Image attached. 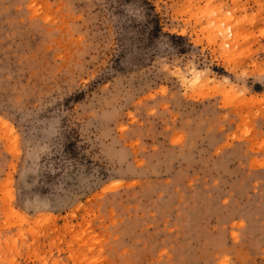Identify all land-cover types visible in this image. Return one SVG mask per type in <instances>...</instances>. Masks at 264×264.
Segmentation results:
<instances>
[{
    "label": "rangeland",
    "instance_id": "374dc122",
    "mask_svg": "<svg viewBox=\"0 0 264 264\" xmlns=\"http://www.w3.org/2000/svg\"><path fill=\"white\" fill-rule=\"evenodd\" d=\"M0 264H264V0H0Z\"/></svg>",
    "mask_w": 264,
    "mask_h": 264
},
{
    "label": "trees",
    "instance_id": "16d2710c",
    "mask_svg": "<svg viewBox=\"0 0 264 264\" xmlns=\"http://www.w3.org/2000/svg\"><path fill=\"white\" fill-rule=\"evenodd\" d=\"M155 28L159 30V25L156 22ZM66 139L70 138V134H68L66 137ZM62 154H64L63 156L65 157V159H61L64 162L65 161H73V165L75 166L76 163H81L84 161L83 156L81 155L80 152V148L76 147V142H72L69 141L68 144L66 145V147L63 148V150L61 151ZM62 168L64 165H60Z\"/></svg>",
    "mask_w": 264,
    "mask_h": 264
}]
</instances>
